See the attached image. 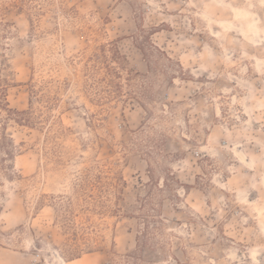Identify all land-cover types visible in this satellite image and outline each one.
I'll use <instances>...</instances> for the list:
<instances>
[{
  "label": "rangeland",
  "instance_id": "1",
  "mask_svg": "<svg viewBox=\"0 0 264 264\" xmlns=\"http://www.w3.org/2000/svg\"><path fill=\"white\" fill-rule=\"evenodd\" d=\"M264 264V0H0V264Z\"/></svg>",
  "mask_w": 264,
  "mask_h": 264
},
{
  "label": "bare ground",
  "instance_id": "2",
  "mask_svg": "<svg viewBox=\"0 0 264 264\" xmlns=\"http://www.w3.org/2000/svg\"><path fill=\"white\" fill-rule=\"evenodd\" d=\"M60 264H66L64 261H60Z\"/></svg>",
  "mask_w": 264,
  "mask_h": 264
},
{
  "label": "crops",
  "instance_id": "3",
  "mask_svg": "<svg viewBox=\"0 0 264 264\" xmlns=\"http://www.w3.org/2000/svg\"><path fill=\"white\" fill-rule=\"evenodd\" d=\"M61 258V257H60ZM62 259V258H61ZM62 261H64L63 259H62Z\"/></svg>",
  "mask_w": 264,
  "mask_h": 264
}]
</instances>
